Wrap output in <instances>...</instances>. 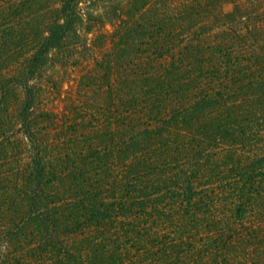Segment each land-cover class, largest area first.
I'll return each mask as SVG.
<instances>
[{
  "label": "trees",
  "instance_id": "16d2710c",
  "mask_svg": "<svg viewBox=\"0 0 264 264\" xmlns=\"http://www.w3.org/2000/svg\"><path fill=\"white\" fill-rule=\"evenodd\" d=\"M225 2L233 4L230 12L222 11ZM79 3L61 0L60 18L23 58L26 72L32 75L70 32L79 37ZM241 5L130 0L125 20L119 3L98 12L100 23L118 19L112 95L100 109L110 122L85 140L78 161L57 171L64 206L40 189L54 188L51 168L59 160H33L28 180L38 186L22 193L24 218L15 234L19 244L35 246L31 264L264 260V20L237 32L234 20L257 13L254 4ZM23 88L28 110L34 96ZM25 127L32 138L36 132ZM238 144L258 146L230 149ZM221 145L227 149L222 159L215 152ZM7 258L2 262L27 264V258Z\"/></svg>",
  "mask_w": 264,
  "mask_h": 264
},
{
  "label": "rangeland",
  "instance_id": "374dc122",
  "mask_svg": "<svg viewBox=\"0 0 264 264\" xmlns=\"http://www.w3.org/2000/svg\"><path fill=\"white\" fill-rule=\"evenodd\" d=\"M129 1L80 0L81 21L74 25L79 37L70 32L57 49L49 51L41 66L31 75L26 72L23 58L34 52L36 43L42 40L48 26L60 18L61 0H0V264H10L3 263V257H23L24 260L27 258V264L33 263L28 256L35 246L26 242L19 244L15 236L21 218H24L22 204L25 197L22 193H29L38 186L33 184L32 187L28 180L33 160L42 158L51 164L59 160L57 167L51 168L56 171L52 184L55 189H47L43 185L40 189L45 190L47 193L42 194L50 195L55 204H61L67 199V193L62 187L59 190L57 171L78 161L80 157L76 154L86 146L85 140L110 122L106 121L100 109L111 100L110 73L117 57L113 54L111 43L118 19L100 23L96 16L105 7L119 3L122 5L119 20H125ZM240 2L243 3L241 7L254 4L257 10V13L244 17L242 22L234 20L232 23L237 32H246L245 26H251L259 19L264 20V0ZM232 7V3L225 2L221 9L230 12ZM235 43L241 44L239 39ZM220 68L218 70L223 72ZM103 71H108V77ZM25 86L34 96L28 110L25 109ZM125 93L121 92L120 97L124 98ZM23 115L27 118L22 119ZM81 124L86 128L81 129ZM25 126L36 132L33 139L28 137ZM74 131L86 134L74 137ZM207 146L215 147L216 144ZM257 146L238 144L230 149L239 151L243 147L246 152L249 148L255 150ZM215 152L222 159L227 149L221 145ZM205 159L208 158L202 156L200 161ZM112 176L109 173L106 177L108 182H112ZM50 177L51 173H48L46 178ZM54 191L57 195L48 193ZM13 214L18 215L17 221L12 219ZM34 260V264H41ZM251 264H264V260L259 258Z\"/></svg>",
  "mask_w": 264,
  "mask_h": 264
}]
</instances>
